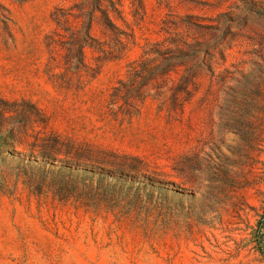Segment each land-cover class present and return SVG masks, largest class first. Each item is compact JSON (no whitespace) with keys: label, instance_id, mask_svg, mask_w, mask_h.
Returning a JSON list of instances; mask_svg holds the SVG:
<instances>
[{"label":"rangeland","instance_id":"rangeland-1","mask_svg":"<svg viewBox=\"0 0 264 264\" xmlns=\"http://www.w3.org/2000/svg\"><path fill=\"white\" fill-rule=\"evenodd\" d=\"M75 1L0 0V264H264V0H121L135 44L79 88L46 72ZM154 42L182 65L113 115Z\"/></svg>","mask_w":264,"mask_h":264},{"label":"trees","instance_id":"trees-1","mask_svg":"<svg viewBox=\"0 0 264 264\" xmlns=\"http://www.w3.org/2000/svg\"><path fill=\"white\" fill-rule=\"evenodd\" d=\"M139 8L144 11L142 2ZM51 19L55 27L45 35L46 72L59 86L71 84L75 77V85L79 88L94 79L105 62L122 58L135 44L133 29L124 18L121 0H78L68 7H56ZM190 47L194 49L195 45ZM168 49L162 42H154L146 47L139 62L128 64L129 81L119 79L109 94L107 104L113 115H137L143 103L153 97L150 89L158 91L166 83L165 78H157V73L167 75L182 65V62L171 61L182 58L183 49L178 45L177 55H169L165 51ZM87 50L91 52L90 61H87ZM150 54L157 56L149 57ZM160 57H165L164 61H160ZM176 90L185 92L184 100H188L190 92H186L185 86L179 85ZM157 95L162 94L158 92ZM109 164L111 162L106 161L105 165Z\"/></svg>","mask_w":264,"mask_h":264}]
</instances>
